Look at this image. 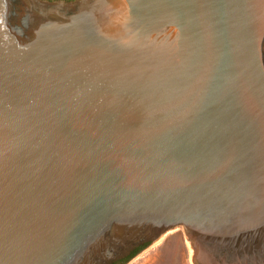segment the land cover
Listing matches in <instances>:
<instances>
[{"label":"water","instance_id":"obj_1","mask_svg":"<svg viewBox=\"0 0 264 264\" xmlns=\"http://www.w3.org/2000/svg\"><path fill=\"white\" fill-rule=\"evenodd\" d=\"M177 227L264 264V0H0V264Z\"/></svg>","mask_w":264,"mask_h":264},{"label":"rangeland","instance_id":"obj_2","mask_svg":"<svg viewBox=\"0 0 264 264\" xmlns=\"http://www.w3.org/2000/svg\"><path fill=\"white\" fill-rule=\"evenodd\" d=\"M118 264H195V262L189 241L183 236L181 228L177 227L155 242L142 246L138 252Z\"/></svg>","mask_w":264,"mask_h":264},{"label":"bare ground","instance_id":"obj_3","mask_svg":"<svg viewBox=\"0 0 264 264\" xmlns=\"http://www.w3.org/2000/svg\"><path fill=\"white\" fill-rule=\"evenodd\" d=\"M173 238H175L176 236H172ZM171 238V237H170ZM188 241V240H187ZM189 245H190V248H191V252H192V249H193V247H192V245L189 243Z\"/></svg>","mask_w":264,"mask_h":264},{"label":"flooded vegetation","instance_id":"obj_4","mask_svg":"<svg viewBox=\"0 0 264 264\" xmlns=\"http://www.w3.org/2000/svg\"><path fill=\"white\" fill-rule=\"evenodd\" d=\"M140 248H141V247L137 248L133 253L138 252L137 250H139ZM133 253H132V254H133ZM132 254H131V255H132ZM116 263H117V262H116ZM116 263H114V264H116Z\"/></svg>","mask_w":264,"mask_h":264},{"label":"trees","instance_id":"obj_5","mask_svg":"<svg viewBox=\"0 0 264 264\" xmlns=\"http://www.w3.org/2000/svg\"><path fill=\"white\" fill-rule=\"evenodd\" d=\"M137 251H138V250H137ZM116 264H118V262H117Z\"/></svg>","mask_w":264,"mask_h":264}]
</instances>
